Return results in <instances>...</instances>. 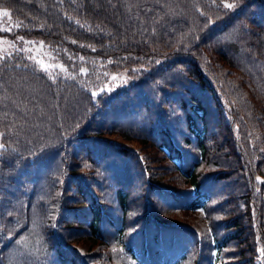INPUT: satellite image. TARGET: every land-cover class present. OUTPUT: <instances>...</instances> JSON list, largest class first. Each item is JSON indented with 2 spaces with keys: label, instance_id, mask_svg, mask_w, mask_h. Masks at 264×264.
<instances>
[{
  "label": "trees",
  "instance_id": "16d2710c",
  "mask_svg": "<svg viewBox=\"0 0 264 264\" xmlns=\"http://www.w3.org/2000/svg\"><path fill=\"white\" fill-rule=\"evenodd\" d=\"M0 7V264H264V0Z\"/></svg>",
  "mask_w": 264,
  "mask_h": 264
},
{
  "label": "rangeland",
  "instance_id": "374dc122",
  "mask_svg": "<svg viewBox=\"0 0 264 264\" xmlns=\"http://www.w3.org/2000/svg\"><path fill=\"white\" fill-rule=\"evenodd\" d=\"M5 11L9 13L8 16L2 14ZM23 25V19L12 16L7 8L0 7V57L19 52L25 60L36 64L48 73L64 75V66L56 60L41 40L26 37L20 33L19 30ZM126 80L123 71L110 73L108 79L96 91L116 88L126 83Z\"/></svg>",
  "mask_w": 264,
  "mask_h": 264
},
{
  "label": "snow or ice",
  "instance_id": "6c2138e0",
  "mask_svg": "<svg viewBox=\"0 0 264 264\" xmlns=\"http://www.w3.org/2000/svg\"><path fill=\"white\" fill-rule=\"evenodd\" d=\"M228 6H229V7H231V5H228ZM2 14H3L4 16H8V15H9V13H8V12H6V11H5V12H3Z\"/></svg>",
  "mask_w": 264,
  "mask_h": 264
}]
</instances>
